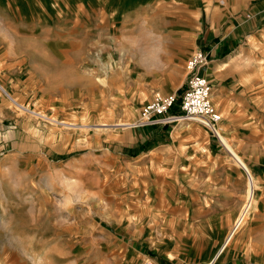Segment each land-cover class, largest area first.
Instances as JSON below:
<instances>
[{"label": "rangeland", "instance_id": "1", "mask_svg": "<svg viewBox=\"0 0 264 264\" xmlns=\"http://www.w3.org/2000/svg\"><path fill=\"white\" fill-rule=\"evenodd\" d=\"M228 2L0 0V264H264V28L203 67L233 151L132 126Z\"/></svg>", "mask_w": 264, "mask_h": 264}, {"label": "built area", "instance_id": "2", "mask_svg": "<svg viewBox=\"0 0 264 264\" xmlns=\"http://www.w3.org/2000/svg\"><path fill=\"white\" fill-rule=\"evenodd\" d=\"M208 56L207 52L200 50L190 56L186 65L188 69L186 89L179 101L174 94L153 95L140 110L136 124L132 126L153 127L167 125L175 120L192 118L215 134L221 122L220 115L210 101L211 86L207 78L202 75L203 67L208 63ZM177 101L181 114L169 115L170 109L177 105Z\"/></svg>", "mask_w": 264, "mask_h": 264}, {"label": "crops", "instance_id": "3", "mask_svg": "<svg viewBox=\"0 0 264 264\" xmlns=\"http://www.w3.org/2000/svg\"><path fill=\"white\" fill-rule=\"evenodd\" d=\"M205 28L199 33L204 43L202 51L208 53L210 61H219L231 52L241 35L264 28V0H229L218 16L211 15ZM174 107L170 112H175Z\"/></svg>", "mask_w": 264, "mask_h": 264}, {"label": "bare ground", "instance_id": "4", "mask_svg": "<svg viewBox=\"0 0 264 264\" xmlns=\"http://www.w3.org/2000/svg\"><path fill=\"white\" fill-rule=\"evenodd\" d=\"M147 44V43H146ZM137 45V44H136ZM139 45V43H138ZM137 45V46H138ZM141 49V48H140ZM139 54V53H138ZM0 88L4 91V89L1 87L0 85ZM183 119H180L179 121H181ZM136 124V123H135ZM131 125V124H130ZM217 137L219 138V141L221 142V144H223L225 146V148L229 151H233L230 147V145L228 144V141H227V138L223 136V134L219 133L217 131ZM170 148V147H169ZM236 158H238V156H236ZM239 159V158H238ZM238 162L241 164V161L238 160ZM244 167V168H243ZM243 170H245V173L247 174V183H246V187H247V190H246V200L244 202V206L242 207L241 209V213L239 214V216L237 217L236 219V223H235V226L234 228L230 231V233L228 234L227 236V240H229V238L232 236V234L234 233L236 227H238L241 222H242V219L244 218V215L249 211V209L252 207V200L253 198L256 196V193H257V187L255 186V181L253 180L252 176L250 175L249 173V170L247 168H245V166L243 165L242 166ZM69 186V185H68ZM259 188V187H258ZM226 240V241H227ZM225 241V243H226ZM225 243L223 244V246L225 245ZM23 251H26V250H22ZM31 253V252H29Z\"/></svg>", "mask_w": 264, "mask_h": 264}, {"label": "clouds", "instance_id": "5", "mask_svg": "<svg viewBox=\"0 0 264 264\" xmlns=\"http://www.w3.org/2000/svg\"><path fill=\"white\" fill-rule=\"evenodd\" d=\"M156 62H160V63H162V61H159V54H157V57H156L155 60H152V59L150 58V63H156Z\"/></svg>", "mask_w": 264, "mask_h": 264}, {"label": "trees", "instance_id": "6", "mask_svg": "<svg viewBox=\"0 0 264 264\" xmlns=\"http://www.w3.org/2000/svg\"><path fill=\"white\" fill-rule=\"evenodd\" d=\"M170 111H171V109H170Z\"/></svg>", "mask_w": 264, "mask_h": 264}]
</instances>
